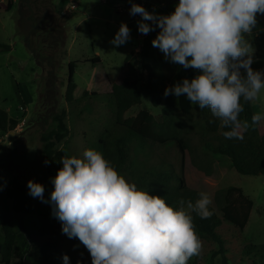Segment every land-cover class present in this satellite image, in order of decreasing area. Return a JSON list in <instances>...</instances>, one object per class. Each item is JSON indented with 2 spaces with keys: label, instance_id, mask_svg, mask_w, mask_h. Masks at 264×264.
<instances>
[{
  "label": "rangeland",
  "instance_id": "rangeland-1",
  "mask_svg": "<svg viewBox=\"0 0 264 264\" xmlns=\"http://www.w3.org/2000/svg\"><path fill=\"white\" fill-rule=\"evenodd\" d=\"M163 2L169 4L173 13L179 0H15L11 11L0 10V43L11 46L8 51L0 50V108L19 120L14 133L0 131V211L11 212L18 230L23 224L41 234L45 227L47 234L59 237L62 248L82 264H91L86 248L78 239L62 234V225L51 215L50 204L28 194L29 180L45 186L46 198L53 191L41 154L40 137L51 127L52 115L64 107L70 134L61 148L78 158L88 148L102 153L100 139L117 119L110 103L112 85L121 78L127 54L132 51L137 54L146 37L138 32L137 21L141 17L129 14L131 4H141L149 12L157 13ZM6 3L7 0H0V7ZM257 19L258 27L253 35L246 36L254 50V37L264 29V16L258 15ZM121 23L131 29V39L115 47L110 41ZM95 57H100L99 63L92 62ZM71 61H78L74 74L77 88L75 101L69 103L65 97ZM138 75L154 80L151 64H141ZM252 103L256 113L264 114V89L260 99ZM140 110L159 114L162 106L155 108L149 98H144L125 117L134 116ZM23 117L26 122H21ZM197 118L194 114L193 119L185 120L190 144L186 152L185 180L190 188L210 195V206L215 207L219 217L231 213L234 205L247 198L253 201L243 232L225 220L218 228L225 241L229 264H249L243 260L246 259L242 255L244 246L264 244V175L240 174L228 156L206 148L200 140L202 127L196 123ZM259 129L264 133V120L259 123ZM152 130L149 124L142 127V133L147 136L152 135ZM130 153L138 162L134 161V165L122 172L130 182L135 183L137 170L144 164L173 165L181 172L180 153L173 144L161 145L148 140L145 147L138 143ZM202 244L200 256H193L188 264H221L220 255L212 258L218 243L205 239ZM75 245L79 247L74 249Z\"/></svg>",
  "mask_w": 264,
  "mask_h": 264
},
{
  "label": "clouds",
  "instance_id": "clouds-1",
  "mask_svg": "<svg viewBox=\"0 0 264 264\" xmlns=\"http://www.w3.org/2000/svg\"><path fill=\"white\" fill-rule=\"evenodd\" d=\"M129 14L141 17L140 34L159 29L152 46L167 62L197 71L166 87L165 98L186 97L201 110L210 109L229 129L223 133L229 140L243 141L241 129L264 120L262 113L252 116L251 125L239 119L241 100H259L264 89V72L253 69L255 50L246 38L258 27L257 16H264V0H179L169 15L132 3ZM130 39L131 29L121 23L110 43L120 47ZM60 162L50 195L46 198L45 186L35 180L27 182L28 194L51 205L62 234L79 240L91 264H188L200 256L203 244L185 204L200 219H209L208 193L201 192L195 203L177 201V209L138 188L96 149H85L80 158L62 156ZM62 261L70 264V257L63 254Z\"/></svg>",
  "mask_w": 264,
  "mask_h": 264
},
{
  "label": "trees",
  "instance_id": "trees-1",
  "mask_svg": "<svg viewBox=\"0 0 264 264\" xmlns=\"http://www.w3.org/2000/svg\"><path fill=\"white\" fill-rule=\"evenodd\" d=\"M15 0H7L5 7L0 10L6 12L14 8ZM61 14L62 11L59 10ZM158 14L169 15L170 6L163 2L157 11ZM159 29L146 35L141 45L140 51L136 54L133 51L125 58V68L121 73L118 82L113 83L110 95V103L115 108L116 123L111 129L106 130V134L100 139L102 144V154L121 173L134 165L130 149L136 145L146 146L147 141L161 145L173 144L180 153V170L178 172L173 165L157 163L142 165L136 173L135 184L154 195L163 197L166 202L175 208H179L177 201L183 199L185 202L195 203L199 199L198 190L192 189L184 177L186 166V152L190 148L186 136L185 120L193 119V115L198 116L197 122L202 127L200 140L202 144L215 154L228 156L233 167L243 175H264V133L260 132L259 124L250 126L242 133L244 140L226 139L223 133L229 129L221 126L218 118L214 117L210 109L201 110L197 105H193L186 97L176 98L175 96L164 97L165 88L174 85L184 78H193L197 75L194 69H183L179 65L167 62L163 53L152 46V40L158 34ZM255 51L253 54L254 70L264 72V29L254 37ZM9 44L0 43V50H10ZM92 62H100V57L91 59ZM149 62L154 74V80H146L142 75H138L139 66ZM78 61L68 63L69 76L67 81L66 100L69 103L75 101V90L77 83L74 79L76 65ZM144 98H149L153 107L162 106L161 113L154 114L146 110H140L136 115L125 117V113L133 107L141 105ZM243 112L239 119L248 121L251 125V118L256 114V109L252 101L241 100ZM189 120V119H188ZM51 127L42 132L40 141L42 143L41 154L44 161L49 163L46 166L50 176L52 190L54 185L51 179L54 178L59 169L63 167L60 162L62 156H73L61 148L62 143L70 134L68 124L67 109L52 115ZM144 124L152 126V135L147 136L142 133ZM19 125V120L13 118L9 113L0 108V131L8 133L15 131ZM137 162V161H135ZM138 163V162H137ZM253 209V201L247 198L244 202L233 206L231 213L223 214L219 217L216 209L210 206L213 215L209 219H200L194 212L187 209L193 217L196 233L201 241L212 239L219 245L217 250L212 251V258L221 256V264H229V256L225 241L219 234V225L223 220L232 224L235 229L243 232L246 228ZM20 222L22 219L19 217ZM70 257V264H77L72 253L62 248L61 239L57 236L48 235L44 227L41 234L27 229L21 224L17 229L15 220L9 210L0 211V257L2 264H63L62 255ZM244 261L249 264H264V244H246L242 250Z\"/></svg>",
  "mask_w": 264,
  "mask_h": 264
},
{
  "label": "built area",
  "instance_id": "built-area-1",
  "mask_svg": "<svg viewBox=\"0 0 264 264\" xmlns=\"http://www.w3.org/2000/svg\"><path fill=\"white\" fill-rule=\"evenodd\" d=\"M23 120V121H22ZM21 120V122H26V118L23 117V119ZM23 124V123H22Z\"/></svg>",
  "mask_w": 264,
  "mask_h": 264
},
{
  "label": "water",
  "instance_id": "water-1",
  "mask_svg": "<svg viewBox=\"0 0 264 264\" xmlns=\"http://www.w3.org/2000/svg\"><path fill=\"white\" fill-rule=\"evenodd\" d=\"M11 133H14L13 131Z\"/></svg>",
  "mask_w": 264,
  "mask_h": 264
}]
</instances>
